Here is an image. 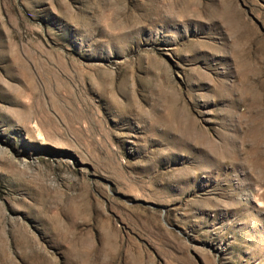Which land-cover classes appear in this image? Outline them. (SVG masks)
I'll return each mask as SVG.
<instances>
[{
	"label": "rangeland",
	"instance_id": "obj_1",
	"mask_svg": "<svg viewBox=\"0 0 264 264\" xmlns=\"http://www.w3.org/2000/svg\"><path fill=\"white\" fill-rule=\"evenodd\" d=\"M0 264H264V0H0Z\"/></svg>",
	"mask_w": 264,
	"mask_h": 264
}]
</instances>
